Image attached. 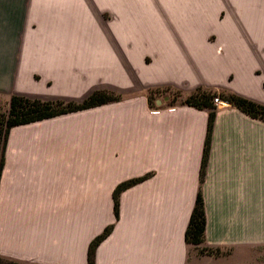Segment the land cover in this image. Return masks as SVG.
I'll return each mask as SVG.
<instances>
[{"label":"crops","instance_id":"obj_1","mask_svg":"<svg viewBox=\"0 0 264 264\" xmlns=\"http://www.w3.org/2000/svg\"><path fill=\"white\" fill-rule=\"evenodd\" d=\"M98 3L111 12L118 7L117 21L162 27L115 47L83 43L84 33L64 29L24 31L19 45L13 24L65 21L67 14L81 21V6L97 1L0 0V90L79 103L97 91L100 69L117 97L8 128L0 157V258L87 264L90 241L110 226L93 264H264V120L227 101L212 103L201 168L208 110L147 95L151 88L181 96L201 88L264 105V0ZM223 9L248 27L240 37L249 46L238 41L221 53V30L208 33L209 41L192 29L221 27ZM166 22L190 28L167 29ZM135 178L119 191L115 215V187ZM198 191L203 241L193 245L185 229Z\"/></svg>","mask_w":264,"mask_h":264},{"label":"rangeland","instance_id":"obj_2","mask_svg":"<svg viewBox=\"0 0 264 264\" xmlns=\"http://www.w3.org/2000/svg\"><path fill=\"white\" fill-rule=\"evenodd\" d=\"M88 2V0H85ZM97 1V5H82V19L81 21H70L68 17H70L68 14L66 16L65 21H61L58 19H51L49 21H40L37 22L35 20H29L27 22H18L17 26L15 24L14 28L18 30V44H22V41H24L23 38V33L24 31H46V30H66V31H81L83 34V43L85 41H93L92 44L100 47H105L106 44L107 46H117L122 44V40H127L126 44L130 43L134 37L138 35L137 31H141L142 34L141 36H145L146 34L144 31H150V30H157L161 29V25H159L158 22H128V21H117L115 20L114 17H117L113 13L116 12L118 7H111L114 9V12L107 11L105 10V6L101 5L98 3V0H93ZM232 1V0H229ZM225 7V6H224ZM72 8V7H71ZM223 8V7H222ZM230 8L232 9L233 6L231 5ZM58 20V21H57ZM167 25V29H179V30H184V29H189V23H178V27H175L173 23L166 22L164 23ZM202 23L197 24L194 23L192 29L194 30H204L205 35L203 38H206V40L213 41L214 38L212 37L210 33L213 30H221V53L222 49L226 47H232L234 45H238L241 43H238V41L242 42V46H249L248 45V38L246 37H240V33H244V31L248 30V27L245 25L243 22L239 21H233V15L232 13L228 15L226 11L221 10V27L218 28H212L206 26H201ZM210 24L211 23H206ZM4 22L0 23V34L4 32ZM203 25V24H202ZM9 31H14L13 29L7 28ZM90 35L92 37H90ZM9 40V39H8ZM130 41V42H129ZM100 51V50H99ZM102 67V66H100ZM99 67V68H100ZM264 86V85H263ZM98 89L96 92L98 93H106L108 95L113 96L115 93L114 90H112L110 87H108L105 83V76H104V70L99 69V75H98ZM205 90V89H204ZM207 91V90H205ZM211 91V90H208ZM215 96L220 99L219 94H232L229 92L221 91L215 92ZM147 95L149 98H152L155 95H166L168 96V103L169 104H174V103H179L184 100L186 96H181L178 91H173L170 89L166 88H161V89H148L147 90ZM10 94L8 92L0 90V117L2 115H5L8 109V100H9ZM213 96V97H215ZM212 97V98H213ZM222 99V98H221ZM74 103V102H73ZM213 103L211 99V104ZM257 103V102H255ZM261 105L260 103H257ZM264 107V105H261ZM263 115L262 113H260ZM259 118V117H258ZM260 119V118H259ZM2 144H3V138L2 136L0 137V157H1V149H2Z\"/></svg>","mask_w":264,"mask_h":264},{"label":"trees","instance_id":"obj_3","mask_svg":"<svg viewBox=\"0 0 264 264\" xmlns=\"http://www.w3.org/2000/svg\"><path fill=\"white\" fill-rule=\"evenodd\" d=\"M215 96L214 92L205 91L204 89L197 88L189 95H187L181 102L193 106L198 109H207V126L204 139V148L201 159V168L205 161V152L207 143L209 140L211 124L214 114V107L211 104L212 97ZM224 101H227L231 105L235 106L239 110L245 112L251 117H259L264 120V107L252 102L250 100L241 98L234 94H219ZM116 96H111L106 93L93 92L89 94L85 99L79 103L64 102L60 100L56 101H41L38 99H28L19 95H11L8 100V109L5 115L0 117V137L3 138V143L6 139L8 128L11 125L26 123L45 117L54 116L57 114L83 109L91 104L103 103L116 100ZM262 113L263 115H261ZM3 147V144H2ZM1 166V161H0ZM139 179H130L118 184L113 191V209L115 215H117V195L124 187L137 182ZM203 229H204V214L202 209V201L200 192L198 191L194 200L193 208L190 213L188 223L185 229V242L187 244L199 245L203 241ZM110 226H107L103 231L94 237L87 249V264H93V254L96 245L101 239H103L109 232ZM203 249V248H202ZM201 249V250H202ZM210 252V251H207ZM0 264H19L12 261H6L0 258Z\"/></svg>","mask_w":264,"mask_h":264},{"label":"built area","instance_id":"obj_4","mask_svg":"<svg viewBox=\"0 0 264 264\" xmlns=\"http://www.w3.org/2000/svg\"><path fill=\"white\" fill-rule=\"evenodd\" d=\"M212 101L215 105L223 106L226 104L225 101H222L221 99H218L216 96L212 98Z\"/></svg>","mask_w":264,"mask_h":264}]
</instances>
